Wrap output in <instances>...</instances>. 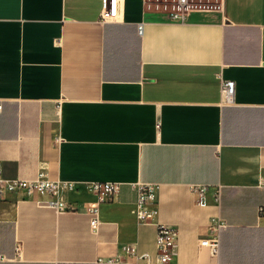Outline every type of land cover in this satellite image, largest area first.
I'll list each match as a JSON object with an SVG mask.
<instances>
[{
  "label": "crops",
  "instance_id": "1",
  "mask_svg": "<svg viewBox=\"0 0 264 264\" xmlns=\"http://www.w3.org/2000/svg\"><path fill=\"white\" fill-rule=\"evenodd\" d=\"M119 1L0 0V172L71 184L53 199L72 208L0 200V264H142L124 248L154 257L156 223L177 234L168 264H264V0H187L182 23L175 0ZM93 182L121 185L96 234Z\"/></svg>",
  "mask_w": 264,
  "mask_h": 264
},
{
  "label": "built area",
  "instance_id": "2",
  "mask_svg": "<svg viewBox=\"0 0 264 264\" xmlns=\"http://www.w3.org/2000/svg\"><path fill=\"white\" fill-rule=\"evenodd\" d=\"M112 6H118L119 0H103V5L106 3ZM176 10L170 13V21L172 22H184L186 19V9L189 6L187 0H175ZM142 27L138 26L137 33L140 35ZM234 83L233 81H222L221 91L224 98L228 101L233 95ZM1 109V105H0ZM71 188V184L58 183L46 180L43 174L37 175L32 179H16L7 180L0 172V200H4L8 195H32V194H46L51 197L47 202V206L52 208L56 212L72 210V208L64 203L53 199L58 195L60 189ZM91 191L96 195V200L91 201L86 206V213L89 216V229L92 234H96L99 229V208L100 205L112 199L121 189V185L112 182H93L90 185ZM131 190L135 194V211L136 217L139 222H151L155 219L156 211L155 206V193L152 185L147 183H134L130 185ZM210 187L201 184H194L189 186L191 193L204 195ZM213 195L216 201L220 199V189L214 188ZM259 214L264 215V208L259 209ZM211 233L212 237L202 241V244L207 246L212 255L217 252L218 240L216 238L215 231L221 227V222L216 219L211 221ZM177 234L171 227L156 223L155 234V254L151 257L149 254L143 253L137 255L134 248L125 247L124 252L127 256L135 261H141L142 264H168L171 256L173 255L174 247L176 245ZM110 262V261H109Z\"/></svg>",
  "mask_w": 264,
  "mask_h": 264
}]
</instances>
